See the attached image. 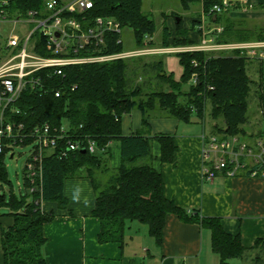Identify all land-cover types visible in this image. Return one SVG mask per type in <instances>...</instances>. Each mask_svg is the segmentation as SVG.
<instances>
[{
  "label": "trees",
  "instance_id": "obj_1",
  "mask_svg": "<svg viewBox=\"0 0 264 264\" xmlns=\"http://www.w3.org/2000/svg\"><path fill=\"white\" fill-rule=\"evenodd\" d=\"M219 2L181 0L185 11H190L193 5H201L207 14V22L223 27L216 34L218 42L252 40L255 35L257 40H264L254 29L243 27L232 19L229 9L216 15L209 14L210 8ZM44 4L45 0H11L6 8L9 17H18L26 15L29 10H42ZM90 15L114 17L122 26H130L135 47H143L146 37H154L157 31L156 21L143 10V0H95ZM170 16L174 17V29L167 24L163 26L162 47L199 41V38L190 37L189 31H200L198 25L202 13L193 17L189 28L184 27L182 16L177 13ZM120 37L121 34L116 32L107 33L103 52L123 51V42L118 43ZM149 43L153 45L154 40ZM37 52L49 55L45 49ZM177 56L184 68L178 80L165 71L163 56L151 61L140 56L135 60L70 65L61 75L41 71L38 75L48 90L40 92L27 88L21 93L13 104L18 113L11 118L23 121L27 131L42 123H49L52 127L64 126L66 137L62 147L65 148L68 139L84 142L90 139L99 150L91 153L88 149H79L69 151L64 157L56 152L47 154L43 160L42 180L32 185L33 191L28 190L30 184L25 181L27 194L17 197L11 187L9 200L4 192L5 186L11 184L6 166L8 148L0 152V207L8 209L0 212L2 264H48L44 251L47 238L43 228L56 214L44 212L42 202L53 201L60 208H66L69 201L64 195L65 180L83 175L91 180L95 192L92 216L100 220V243L114 242L123 246L128 226L136 221L147 226L148 234L161 247L167 219L174 214L185 222L199 224L211 231L212 249L220 256L219 264H233L234 259L248 258L250 264H264V238L257 239L252 246H245L240 234L226 231L219 217L205 216L199 209L179 206L166 196L163 174L152 163L153 141L160 145L162 163H173L178 147L173 134L151 135L149 121L153 115H165L183 122L190 123L196 118L205 123L206 109L210 105V115L215 122L211 132L223 136H247L244 125L249 118L253 84L248 69L253 62H263L241 50L218 56L189 51ZM194 60L199 63L197 66ZM197 70L201 77L198 75V81L190 85L188 91H183ZM149 72L154 73L153 78L160 82L161 89H152L148 83L150 79L138 81L139 75ZM164 85L167 88L164 89ZM259 87L262 89L261 84ZM58 90L61 91L59 97L56 96ZM260 97H264L263 93ZM134 109L142 112V127L124 134L123 117ZM220 120L223 127L218 124ZM262 134L264 130L250 135ZM30 141L27 139L21 145H28ZM114 142L119 143L121 162L110 168ZM3 216L12 217L10 226L4 227Z\"/></svg>",
  "mask_w": 264,
  "mask_h": 264
},
{
  "label": "crops",
  "instance_id": "obj_2",
  "mask_svg": "<svg viewBox=\"0 0 264 264\" xmlns=\"http://www.w3.org/2000/svg\"><path fill=\"white\" fill-rule=\"evenodd\" d=\"M264 0L233 1L229 16L241 26L253 29L242 14L247 8L253 11L264 9ZM259 8V9H258ZM202 6L194 10L201 13ZM191 11V12H190ZM184 18V27L189 28L196 14L192 9ZM198 12V13H197ZM255 16L257 13H252ZM192 15V16H191ZM247 18V17H246ZM250 18V17H248ZM208 24L210 21L207 22ZM167 25L174 29L168 19ZM217 24L210 23L214 27ZM190 37L201 38V32L189 31ZM155 39L151 37V40ZM150 40V41H151ZM255 43L254 40L237 41ZM263 42V41H260ZM258 43V42H256ZM190 44L187 46H193ZM154 46V44H153ZM159 46V45H158ZM183 46V45H178ZM171 45L167 48L178 47ZM163 56L164 68L180 79L184 68L179 62L177 53L167 52ZM172 55H176L174 57ZM151 135L169 133L175 136L178 150L173 163L160 161V145L153 141L154 166L164 178L166 196L179 206L188 209H199L205 216L221 219L223 227L232 234H240L245 246H252L257 239L264 238V177L235 176L226 177L218 173L212 182L202 179V131L194 129L193 121L183 122L174 117L153 115L150 118ZM182 123L187 125L182 126ZM142 127V112L134 109L123 117L124 134H130ZM121 162V150L118 142L112 144L111 165L117 167ZM79 188V196L73 198ZM64 195L68 206L60 208L57 202L43 201L44 212H55L56 217L43 228L47 242L45 256L48 264H219L220 256L212 249V236L209 229L199 224L185 222L172 214L168 217L164 229L161 247L148 234L147 227L130 223L126 230L123 246L119 243H100L98 235L101 229L100 220L92 216L95 205V192L88 177L68 178L64 182ZM4 227L12 224L11 216L1 217ZM2 262V251L0 248ZM233 261V260H232ZM242 264H247L241 259ZM250 261V258L247 259Z\"/></svg>",
  "mask_w": 264,
  "mask_h": 264
},
{
  "label": "built area",
  "instance_id": "obj_3",
  "mask_svg": "<svg viewBox=\"0 0 264 264\" xmlns=\"http://www.w3.org/2000/svg\"><path fill=\"white\" fill-rule=\"evenodd\" d=\"M233 1L220 0L209 10L216 15L227 10ZM11 0H0V25L12 23L20 25L19 31L11 30L8 36L0 38V152L4 148L12 151L14 147L31 139L29 158L25 164L27 187L33 191L32 185L42 180L41 173L44 157L49 153H57L64 157L69 151L88 149L96 153L99 148L92 140L87 142L68 139L65 148L66 127H52L49 123L32 126L28 131L23 121L12 119L16 110L13 104L21 93L31 88L35 91L48 90L39 72L53 71L63 74L66 66L84 63L109 62L148 53L189 51L205 52L220 55L225 49H241L264 47V43H226L217 41V33L223 30L221 25L211 27L207 23V14L202 11L198 29L200 41L195 45L175 48L147 47L151 38L146 37L143 47L123 50L116 53H104L106 34H121L122 24L114 17L90 15L95 7V0H45L42 10H29L24 16L9 17L7 6ZM208 14V15H209ZM123 42L122 36L118 43ZM38 49H45L49 55H42ZM264 49L260 58H264ZM249 54V53H248ZM250 57L252 55L249 54ZM194 65L199 63L194 60ZM198 81V73H193L190 83ZM61 91H56L60 96ZM7 141V142H6ZM201 174L205 182H212L218 173L226 177L249 176L264 177V134L242 138L239 135L223 136L214 132L202 135Z\"/></svg>",
  "mask_w": 264,
  "mask_h": 264
},
{
  "label": "rangeland",
  "instance_id": "obj_4",
  "mask_svg": "<svg viewBox=\"0 0 264 264\" xmlns=\"http://www.w3.org/2000/svg\"><path fill=\"white\" fill-rule=\"evenodd\" d=\"M197 9H199V5H193L192 10L194 11ZM143 10L145 14L152 17L156 21V24H157V31L155 33L154 46L151 45L150 43L146 44V46L154 47V48H161V49L167 48V47H162L160 45L163 26L167 24L168 19L171 20L172 23H174V17L170 16L171 13H177V15L185 17V18L188 15V12L185 11L182 7L181 0H143ZM201 13H202V10H201ZM252 13H257V15L251 16L253 15ZM192 14H196V12ZM242 14L245 16L243 20L247 21L246 23H248L249 26L253 28L257 34L259 33V35H261V38L262 36L264 37V9L260 8V10L253 11L249 7L247 8V10L243 11ZM19 28H20L19 24H17L16 26L13 25L12 23L1 24L0 25L1 40H4L8 36V34L11 32V30H15V32H17L19 31ZM121 36L123 38L124 50L135 48V39H134L135 37H134L133 29L130 26H122ZM148 38H151V37L148 36ZM253 38H255V39H252L255 41V43L256 42L260 43V41H263L261 43H264V40H257L256 35L253 36ZM235 43H242V42H235ZM262 48L264 49V47H255V48H249V49L248 48L225 49L222 52H218L220 53V55H222L226 53L227 54L232 53L233 51H236V50H241L244 52V54L246 55L250 54L252 55L253 58H257V60L261 59L263 62L262 64L259 61L253 62L251 64V67L248 69V73L253 81V84H252V91L250 95V105H249V110H248L249 118H248L247 123L244 125L247 136H241L242 138H246V139H249L250 137H255V136H251L250 135L251 133L253 134V133L259 132L260 130H264V97L263 98L260 97L262 93L264 95V58H260L259 56L260 54H262ZM166 54H167V51L166 52L162 51V52H157V53H148L142 56L144 60L151 61L154 58H157L160 56H164V55L165 57L170 56ZM172 56L177 57L176 55H172ZM137 57H140V56L128 57L124 59L133 60L132 58H134L135 60ZM199 72L200 71H198V75H199ZM153 77H154V73L149 72V73H146L144 76L139 75L138 81H146L150 79L148 83H150L149 86H151L152 89H161L160 82H158L157 79ZM200 77L201 75H199V78ZM260 84L262 85V89L259 87ZM190 85H192V83L188 82L187 83L188 87H185L183 91H188ZM165 88H167L166 85H164V89ZM213 88L214 87L212 86L211 89ZM210 110H211L210 105H208L206 109V114H205L206 116L205 123L195 118L193 121V124L187 125L185 123H182V126H185V125H187L188 127L195 126L194 129L199 128V131L203 130L202 129V126H203L204 128H206V132L204 133L211 132L212 127L215 122L210 115ZM218 124L220 127H223L224 125L222 120L218 121ZM31 148H32L31 145H23V146L17 145L13 149L15 152L14 157H11L12 151L7 153L6 166H7L8 176L11 181V184H8L7 186H5L4 192L6 193L8 200L10 199L9 191L11 187H13L14 193L16 194L17 197L18 196L20 197L21 195L22 196L26 195L28 192L27 188L25 187L26 180H25L24 167L27 162V159L29 158ZM152 163L154 165L153 160H152ZM109 167L110 168L114 167L113 165H111V160H110ZM110 172L111 171H109L108 173ZM83 177H86V176L83 175ZM7 210L8 209L6 207H0V212H6ZM136 223L140 224V222H136ZM144 227H147V226L145 225ZM245 261L247 264H250L249 263L250 261H247V259H245ZM232 263L242 264V261L241 259H234ZM0 264H2L1 259H0Z\"/></svg>",
  "mask_w": 264,
  "mask_h": 264
},
{
  "label": "clouds",
  "instance_id": "obj_5",
  "mask_svg": "<svg viewBox=\"0 0 264 264\" xmlns=\"http://www.w3.org/2000/svg\"><path fill=\"white\" fill-rule=\"evenodd\" d=\"M79 192H80V189H79V188H77V189L74 191V195H73V198H74V199H77V198H78V196H79Z\"/></svg>",
  "mask_w": 264,
  "mask_h": 264
}]
</instances>
